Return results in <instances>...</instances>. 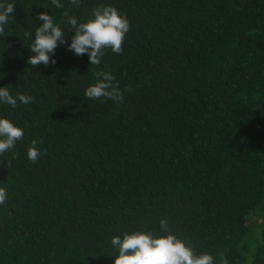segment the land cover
<instances>
[{
	"label": "trees",
	"instance_id": "obj_1",
	"mask_svg": "<svg viewBox=\"0 0 264 264\" xmlns=\"http://www.w3.org/2000/svg\"><path fill=\"white\" fill-rule=\"evenodd\" d=\"M0 86L32 97L0 115L24 129L0 155V264H113L111 238L172 234L215 264H264V0H13ZM111 4L130 29L99 65L69 51ZM46 12L65 43L28 64ZM110 72L121 102L85 96ZM38 142L41 155L27 158Z\"/></svg>",
	"mask_w": 264,
	"mask_h": 264
},
{
	"label": "clouds",
	"instance_id": "obj_2",
	"mask_svg": "<svg viewBox=\"0 0 264 264\" xmlns=\"http://www.w3.org/2000/svg\"><path fill=\"white\" fill-rule=\"evenodd\" d=\"M57 8L63 7L60 0H51ZM73 6H79L80 0H69ZM13 0H0V34H3L9 25L11 14L14 13ZM65 10L66 22L75 30L68 45L69 51L77 56L87 55L90 65H99L105 54V49H111L113 53L122 52V44L130 29L126 16L111 4H101L92 10L90 18L81 22L76 16ZM12 19V18H11ZM42 22L34 31L29 47L32 55L28 64L37 66L41 63L48 65L56 63L52 54L58 45L65 43L61 24L56 23L52 16L46 12L39 14ZM96 82L85 89V96L93 99L112 100L121 102L123 95L115 77L110 72H97ZM30 104L32 97L16 93L11 94L7 86H0V105H8L13 108L17 103ZM24 137V129L17 126L12 120L0 115V155L15 148L16 143ZM33 140L27 148V158L36 162L41 155ZM7 191L0 187V205L7 199ZM161 233L154 234L151 231L133 230L123 232L111 238V245L117 250L113 257V264H215V259L210 253H196L187 245L186 241L172 234L167 221H160Z\"/></svg>",
	"mask_w": 264,
	"mask_h": 264
}]
</instances>
